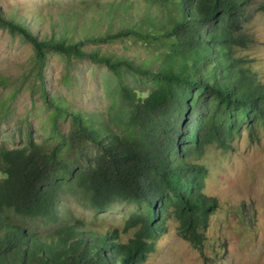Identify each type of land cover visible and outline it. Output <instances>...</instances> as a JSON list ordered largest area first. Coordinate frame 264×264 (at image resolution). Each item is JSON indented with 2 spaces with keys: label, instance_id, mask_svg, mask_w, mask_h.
Segmentation results:
<instances>
[{
  "label": "trees",
  "instance_id": "1",
  "mask_svg": "<svg viewBox=\"0 0 264 264\" xmlns=\"http://www.w3.org/2000/svg\"><path fill=\"white\" fill-rule=\"evenodd\" d=\"M140 2L146 7L135 18L131 10ZM84 10H61L50 35L40 37L21 14L5 17L0 9V26L33 47V92L52 124L40 143L29 134L20 147L0 145V264H142L168 218L178 222L181 238L201 248L218 202L205 191L208 168L199 160L209 146L231 149L242 129L251 139L264 131V80L254 59L240 54L256 43L246 25L264 11V0H94L87 11L99 18L92 24H105L102 34L77 31ZM118 15L123 23L114 26ZM114 42L140 46L145 56L83 48ZM50 52L107 67L114 84L105 120L48 94ZM67 118L62 133L59 119ZM64 196L95 214L117 204L137 210L122 229L96 234L78 219H63ZM42 219L58 225L40 232Z\"/></svg>",
  "mask_w": 264,
  "mask_h": 264
},
{
  "label": "rangeland",
  "instance_id": "2",
  "mask_svg": "<svg viewBox=\"0 0 264 264\" xmlns=\"http://www.w3.org/2000/svg\"><path fill=\"white\" fill-rule=\"evenodd\" d=\"M93 1L0 0V9L5 17L13 13L21 14L40 37L50 35L51 23L57 21L61 10L67 11L65 15H71L72 10L86 9L76 19L77 31L84 27L85 33L102 34L105 24L101 21L92 24L99 18L91 12L93 8L87 11ZM145 7L143 2L135 3L131 13L138 18ZM48 12L53 18H40L39 14L46 15ZM122 23L118 15L114 26ZM246 27L256 43L241 50L240 54L254 59L253 67L258 77L264 80V11L255 12ZM83 48L99 49L106 55L124 54L136 60L145 56L140 46L122 49L119 42L85 44ZM34 60L31 43L0 26V110L3 103L9 110L6 116L4 112L0 113V145L4 144L7 148L24 145L29 134L38 143L44 141L52 125L49 108L40 94L33 92ZM44 73L48 94L65 99L70 107L95 113L102 120L107 118L108 95L114 79L105 65L93 63L87 58L67 59L50 52ZM127 79V82L132 80L129 76ZM69 127L70 119H59L60 132H67ZM251 138L248 131L242 129L231 149L209 146L199 160L208 168L205 191L215 196L218 202L217 208L209 215L203 246L193 247L181 238L178 222L168 218L165 231L155 239L153 251L142 264H264V131L259 130L257 137ZM136 210L132 205L117 204L107 212L95 214L71 196H64L59 205L63 219L68 216L78 219L83 229L96 234L115 227L122 229L124 220ZM24 224L26 228H33L30 223ZM57 225L42 219L38 221V230L45 232ZM133 231L131 229L120 238L126 241L132 237Z\"/></svg>",
  "mask_w": 264,
  "mask_h": 264
}]
</instances>
